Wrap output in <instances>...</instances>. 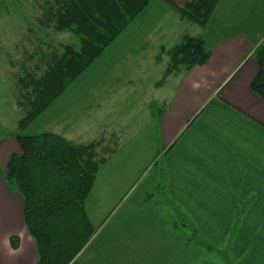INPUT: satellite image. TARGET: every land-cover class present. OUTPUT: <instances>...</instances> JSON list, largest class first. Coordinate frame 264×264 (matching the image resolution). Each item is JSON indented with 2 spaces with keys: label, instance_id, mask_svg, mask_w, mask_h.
<instances>
[{
  "label": "crops",
  "instance_id": "crops-1",
  "mask_svg": "<svg viewBox=\"0 0 264 264\" xmlns=\"http://www.w3.org/2000/svg\"><path fill=\"white\" fill-rule=\"evenodd\" d=\"M165 1L180 7L188 0ZM3 2L6 19L37 15L30 0H0V7ZM162 3L168 10L161 22L179 14L170 4ZM21 21L13 30L9 26L2 32L42 31ZM163 30L167 39L163 44L172 48L177 45L173 39H180L184 28L175 29L172 22ZM205 40L209 61L170 77L162 86L158 82L168 60L164 57L165 61L158 62L159 54H150V46L142 48L141 55L146 56L133 71L127 65L120 71L119 81L133 89L119 96L125 101L133 97L135 104L145 97L138 118L134 111L126 117L113 103L111 109L108 105L107 117L114 113L110 125L85 123L76 134L72 116L60 123V117L53 115L40 131H32L31 126L27 129L30 135L53 133L74 143L102 136L115 146V155L99 170L86 201L96 233L70 264H207L206 248L185 241L187 232L176 231L181 219L194 227L203 243L227 240L236 225L235 237L230 239L231 256L241 264H264V99L252 90L259 72L253 53L264 41V0H220ZM17 42L0 47V53L7 50L0 56L2 174L7 172L10 158L22 154L15 138L5 136L15 131L4 126L11 118L17 130L23 118L8 67L13 58L19 59L11 56ZM152 64L160 68L159 77L150 73L151 68L149 75H143ZM144 67L145 72L139 73ZM149 76V91H142L140 83ZM163 89H168L166 97L152 99V94L157 98ZM117 106L126 107L121 101ZM16 109L22 117L15 114ZM159 187L163 194L156 193ZM150 194L154 197L147 201ZM244 205L237 222V211ZM13 237L19 238L16 250L11 245ZM0 264H39L36 244L25 225L23 199L8 190L1 175Z\"/></svg>",
  "mask_w": 264,
  "mask_h": 264
},
{
  "label": "trees",
  "instance_id": "trees-1",
  "mask_svg": "<svg viewBox=\"0 0 264 264\" xmlns=\"http://www.w3.org/2000/svg\"><path fill=\"white\" fill-rule=\"evenodd\" d=\"M155 1L170 4L165 0H30L31 7L37 11L38 27L49 34L73 37V42L63 45L60 53L54 51L46 61L48 56L43 52L45 57L36 63L34 57L45 43L38 42L40 37L37 44L31 40L30 35L36 31L19 32L11 53L19 59L13 58L8 64L23 118L18 129L5 136L15 138L22 154L13 155L7 172L0 175L8 190L23 199L25 225L36 244L39 264H70L95 235L86 201L99 170L115 155V146L109 145L111 139L102 136L90 142L74 143L61 135H30L26 131ZM219 2L188 0L180 7L170 4L182 20L200 31L195 36L183 34L182 41L171 49L162 47L158 62L166 57L168 63L159 86L170 77L209 61L211 53L205 31ZM253 58L259 72L252 90L264 99V41L255 48ZM158 114L161 117L162 111ZM156 193L163 194L162 187ZM153 197L150 194L147 201ZM244 209L245 205L237 211V222ZM175 229L190 235L185 237L188 243L214 249L198 240L196 230L186 220L181 219ZM11 245L18 249L19 238H11Z\"/></svg>",
  "mask_w": 264,
  "mask_h": 264
},
{
  "label": "rangeland",
  "instance_id": "rangeland-1",
  "mask_svg": "<svg viewBox=\"0 0 264 264\" xmlns=\"http://www.w3.org/2000/svg\"><path fill=\"white\" fill-rule=\"evenodd\" d=\"M162 4L163 3L160 1H155L148 8V11L138 17V19L134 21L133 25H131V27L126 30L113 44H111V46L105 50L101 57L97 61H94L89 66V68L85 70L83 74H81L69 86V89H71L70 92L64 93L63 96L58 99V101L52 103V105L50 106L51 108H48L49 110L47 109L48 111L45 112L44 115L42 113L37 117V119L31 124V130L35 132L40 131L42 128L41 125L48 119H51L53 115H58L60 117L58 119V122L60 123L65 122V120L69 119V117L72 116L74 126L73 131H75L76 134L78 133L80 128L85 126V123L90 126H92V124H98L97 126H99L101 122L110 125L114 113L110 115L109 118L107 117V113L109 112L108 105L109 109H111L110 105L112 104L113 106V103L116 104L115 108H120L119 112H121V114L123 115H126V117L130 116V114H132L134 111L135 113H137L135 117L138 118L139 111L137 110H140V101L141 104H143L145 97L142 98L139 103L135 104V102L133 103V97L130 101H125V98L119 96V94L126 95V93L133 89L132 87L127 89L126 82L119 81V75L121 74L120 71L123 70V68L125 69L126 65L129 71H133L134 67H136L135 64L141 63L140 60L145 58L146 56V53L144 54L145 56L141 55L142 48H144L145 46L151 47L152 51H150V54L154 51L157 52V54L161 55L160 52L162 47L171 49L166 47L165 44H163L165 43V40H167H164L165 30L162 31L166 23L171 24L173 22L175 29H177V27L180 30L181 28H184L182 35H180L181 38L178 39L179 41L176 40V38L173 39L172 43L174 44L176 41L177 45L182 41L183 34H190L195 36L198 35L200 31L198 27H192L188 24L187 21L182 20L178 12V15H175L174 18L167 17V21L163 20L161 22V19L164 17L168 10L167 7ZM1 8L4 7H0V47H5L6 45L8 46V44H13V40H18L19 33L10 34L9 32H2L5 28H9V26H11V30H13L12 26L21 25V20L24 21L23 23H26V21H28V23L31 25L37 24L35 21V17L33 18L32 16H17V18L6 19L3 15L4 12ZM154 30L155 32L153 34ZM33 33L34 34L30 35V37L35 44H37L36 42L38 41L37 37L41 38L38 42L42 44L45 43V47L41 48L37 52V54L35 52L36 55L34 57V60L36 63L41 62L42 58L45 57V54L46 56H48L46 57L47 61L50 57L49 55L53 54L54 51L60 53L61 49L63 48V45L73 42V37L70 34H49L47 32H44L43 30L41 32L36 31V33ZM43 52H45V54ZM1 55L3 56L5 54L0 53V56ZM147 55H149V53ZM163 60L165 61V58H163ZM146 68L148 72L144 73ZM146 68H142L139 73L142 71L144 73L143 75H149L150 73H152L156 77H159V67L152 64L150 67ZM150 68L151 71L149 73ZM37 73L40 74V72ZM144 78L147 79L140 83V89L142 91H144L145 89L148 90L152 82L150 80V76ZM105 92H108L106 93L108 95L103 96V93L105 94ZM166 94H168V89L159 90L157 92V98H155L156 96L152 94V99L159 101L160 99L166 97ZM119 101L125 104V110L123 109V107L117 106ZM57 112L60 114H57ZM16 113L17 115L20 114V117H22V112L20 110L16 109L15 114ZM142 115H144V113L141 112V116ZM16 124L17 123L13 119L9 118V120L4 124V126L7 131L13 132L16 131ZM128 126L129 125L127 123L125 131H128ZM112 128H116V126H111L110 129ZM98 130L102 131V129ZM1 133H3V130L0 129V134ZM235 232L236 228H232V230L229 232V236H227V240H224L225 242L223 241L220 243L207 240V244L214 247V249L205 250L207 264H226L227 261L228 264H241L239 260L231 256L229 249L230 239L235 237Z\"/></svg>",
  "mask_w": 264,
  "mask_h": 264
}]
</instances>
